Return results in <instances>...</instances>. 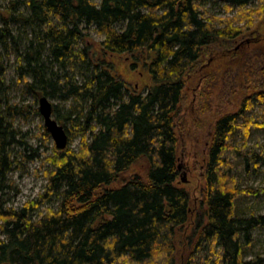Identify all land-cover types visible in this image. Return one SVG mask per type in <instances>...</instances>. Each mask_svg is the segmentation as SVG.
<instances>
[{
	"label": "trees",
	"instance_id": "1",
	"mask_svg": "<svg viewBox=\"0 0 264 264\" xmlns=\"http://www.w3.org/2000/svg\"><path fill=\"white\" fill-rule=\"evenodd\" d=\"M207 1L0 0V85L7 75L4 54L14 52L20 83L35 103L56 95L74 100L67 119L54 105L53 117L68 145L80 139L78 150L54 148L46 161L42 207L53 199L56 206L45 212L36 205L0 206V264H197L205 250L209 264L264 263L243 261L242 241L264 227V217H237L239 194L224 158L241 129L237 120L249 122L244 111L253 98L263 106L264 128V82L245 97L238 115L214 123L195 215L191 194L178 183L176 128L186 85L209 74L198 66L208 49L231 46L245 34L236 20L210 14ZM217 1L233 12L259 0ZM92 34L101 39L99 51ZM108 56L136 61L133 68L140 65L151 80L145 93L130 91ZM13 128L0 115V195L18 144ZM251 161L264 164V155Z\"/></svg>",
	"mask_w": 264,
	"mask_h": 264
},
{
	"label": "rangeland",
	"instance_id": "2",
	"mask_svg": "<svg viewBox=\"0 0 264 264\" xmlns=\"http://www.w3.org/2000/svg\"><path fill=\"white\" fill-rule=\"evenodd\" d=\"M206 8L218 19L236 20L235 26L243 29L245 34L231 46L208 49L198 66L209 74L200 80H196L199 78L197 75L192 76L183 94L176 128L179 138L178 183L191 194L193 215L202 206L214 123L225 114L238 115L245 97H252L264 82V0L256 1L242 11L226 12L223 3L217 0H208ZM91 37L95 50L99 51L101 39L95 34ZM108 60L114 64L117 74L130 91L143 94L151 85L147 72L140 65L136 70L133 68L136 61L131 57L108 56ZM3 63L7 67V75L5 84L0 85V115L13 124L19 145L10 150L13 167L8 175L6 190L0 195V206L3 210H20L24 206L36 205L41 207L40 212H45L47 208L56 206L53 199L42 207L49 172L46 161L55 156V143L50 134L44 136V120L40 113H36L39 103H35L20 83L17 73L20 60L17 55L14 52L4 54ZM253 99L249 105L250 111H244L249 122L244 118L237 120L241 129L230 137L228 152L224 156L235 176L233 186L239 194L236 214L240 219L264 217V164L256 165L251 161L254 154L264 155V128L260 119L263 106L258 99ZM49 101L59 108L66 119L68 113L74 111V100L64 101L56 95L55 99L49 98ZM7 107L11 110H7ZM63 124L69 131L75 132L71 122ZM79 145L80 139L76 138L68 148L76 151ZM237 152L242 157H238ZM244 158L249 159L248 166ZM188 227L185 234H190ZM204 248L208 249L209 246ZM208 253V250L201 251L197 264H209L205 262ZM242 255L244 262L257 263L258 259L263 262L264 227L251 233L250 242L242 241Z\"/></svg>",
	"mask_w": 264,
	"mask_h": 264
},
{
	"label": "water",
	"instance_id": "3",
	"mask_svg": "<svg viewBox=\"0 0 264 264\" xmlns=\"http://www.w3.org/2000/svg\"><path fill=\"white\" fill-rule=\"evenodd\" d=\"M39 113L44 120V126L55 143V147L63 151L68 147V135L53 117V105L47 97L39 99ZM185 183V181H183Z\"/></svg>",
	"mask_w": 264,
	"mask_h": 264
}]
</instances>
